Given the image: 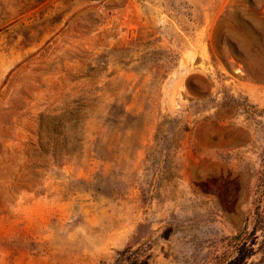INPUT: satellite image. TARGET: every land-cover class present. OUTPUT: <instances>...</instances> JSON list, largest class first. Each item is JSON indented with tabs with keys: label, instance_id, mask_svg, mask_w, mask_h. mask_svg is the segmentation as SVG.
Returning <instances> with one entry per match:
<instances>
[{
	"label": "rangeland",
	"instance_id": "obj_1",
	"mask_svg": "<svg viewBox=\"0 0 264 264\" xmlns=\"http://www.w3.org/2000/svg\"><path fill=\"white\" fill-rule=\"evenodd\" d=\"M0 264H264V0H0Z\"/></svg>",
	"mask_w": 264,
	"mask_h": 264
}]
</instances>
